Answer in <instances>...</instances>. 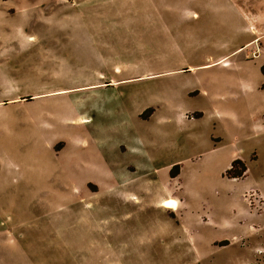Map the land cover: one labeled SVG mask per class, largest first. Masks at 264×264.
Returning a JSON list of instances; mask_svg holds the SVG:
<instances>
[{
  "label": "rangeland",
  "instance_id": "1",
  "mask_svg": "<svg viewBox=\"0 0 264 264\" xmlns=\"http://www.w3.org/2000/svg\"><path fill=\"white\" fill-rule=\"evenodd\" d=\"M263 64L264 0H0V264H264Z\"/></svg>",
  "mask_w": 264,
  "mask_h": 264
},
{
  "label": "trees",
  "instance_id": "2",
  "mask_svg": "<svg viewBox=\"0 0 264 264\" xmlns=\"http://www.w3.org/2000/svg\"><path fill=\"white\" fill-rule=\"evenodd\" d=\"M260 72L264 76V64L260 66ZM262 89H264V83L262 84ZM147 111L151 113L153 109H148ZM179 169L180 168L178 164L173 165L169 171V175L171 177H175L176 175H178ZM245 172H246L245 163L241 159L235 158L231 161L230 167L225 170L224 176H226L227 178L238 179L243 177Z\"/></svg>",
  "mask_w": 264,
  "mask_h": 264
},
{
  "label": "crops",
  "instance_id": "3",
  "mask_svg": "<svg viewBox=\"0 0 264 264\" xmlns=\"http://www.w3.org/2000/svg\"><path fill=\"white\" fill-rule=\"evenodd\" d=\"M251 17H252V15H251ZM259 20H261V18H258ZM251 25H255V26H257L256 24H255V22H252L251 23ZM259 37V36H258ZM95 85H100L98 82H95V83H92V84H89L88 86H90V87H92V86H95ZM234 159V158H233ZM232 159V160H233ZM231 160V161H232ZM230 163L231 162H229L228 164H227V168H229L230 167ZM170 171V170H169ZM179 173H180V169H179ZM179 173H178V175H179ZM178 175H176L175 177H171L170 175H169V179H168V182L170 181L171 182V179H173V178H176ZM230 179H233V178H230ZM74 186H77V185H74ZM173 200L175 203H176V208L178 207V205H177V202L178 203H182V200H179L177 197H175L174 195H170V196H166V197H163L161 200H160V202H159V204L163 207V208H166V207H164L162 204L165 202V200ZM172 201V202H173ZM165 205V204H164ZM175 208V209H176ZM167 209V208H166ZM173 210V209H172ZM179 211H180V208H179Z\"/></svg>",
  "mask_w": 264,
  "mask_h": 264
},
{
  "label": "bare ground",
  "instance_id": "4",
  "mask_svg": "<svg viewBox=\"0 0 264 264\" xmlns=\"http://www.w3.org/2000/svg\"><path fill=\"white\" fill-rule=\"evenodd\" d=\"M164 204H165L166 206H170V205L173 204V202H172L171 200H165Z\"/></svg>",
  "mask_w": 264,
  "mask_h": 264
}]
</instances>
